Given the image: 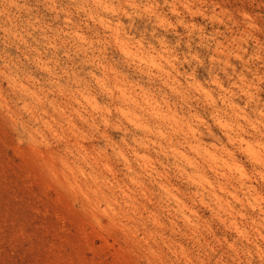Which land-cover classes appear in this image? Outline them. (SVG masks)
Wrapping results in <instances>:
<instances>
[{
	"label": "clouds",
	"instance_id": "1",
	"mask_svg": "<svg viewBox=\"0 0 264 264\" xmlns=\"http://www.w3.org/2000/svg\"><path fill=\"white\" fill-rule=\"evenodd\" d=\"M0 264H264V0H0Z\"/></svg>",
	"mask_w": 264,
	"mask_h": 264
}]
</instances>
